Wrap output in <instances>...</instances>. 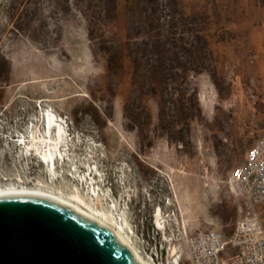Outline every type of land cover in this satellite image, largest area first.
I'll use <instances>...</instances> for the list:
<instances>
[{
  "label": "rangeland",
  "instance_id": "rangeland-1",
  "mask_svg": "<svg viewBox=\"0 0 264 264\" xmlns=\"http://www.w3.org/2000/svg\"><path fill=\"white\" fill-rule=\"evenodd\" d=\"M173 1L150 22L139 0H0V185L76 184L158 264L231 233L227 180L264 131V0ZM48 116L71 144L56 177L16 145Z\"/></svg>",
  "mask_w": 264,
  "mask_h": 264
},
{
  "label": "water",
  "instance_id": "water-1",
  "mask_svg": "<svg viewBox=\"0 0 264 264\" xmlns=\"http://www.w3.org/2000/svg\"><path fill=\"white\" fill-rule=\"evenodd\" d=\"M114 232L24 188L0 189V264H142Z\"/></svg>",
  "mask_w": 264,
  "mask_h": 264
},
{
  "label": "built area",
  "instance_id": "built-area-1",
  "mask_svg": "<svg viewBox=\"0 0 264 264\" xmlns=\"http://www.w3.org/2000/svg\"><path fill=\"white\" fill-rule=\"evenodd\" d=\"M227 183L238 201L236 225L229 235L216 229L186 235L187 264H264V131ZM181 263L180 255L172 264Z\"/></svg>",
  "mask_w": 264,
  "mask_h": 264
},
{
  "label": "bare ground",
  "instance_id": "bare-ground-1",
  "mask_svg": "<svg viewBox=\"0 0 264 264\" xmlns=\"http://www.w3.org/2000/svg\"><path fill=\"white\" fill-rule=\"evenodd\" d=\"M43 129L41 127H38L36 132L33 130L29 145H26V141L25 145H22V143H17L16 145L18 148L22 149L26 146L29 147L30 149L26 155L33 154L34 148L37 152H35L34 154L41 158V162L43 164H47L45 170L46 174L56 177V164L58 163L59 166L67 160L66 158H64V151L66 149L69 150L71 144L68 140V137L65 135L66 128L64 127V125L60 122L53 120L49 116L48 124ZM73 174L74 173L71 174L72 177L76 178V174ZM68 175L70 176V174ZM0 178L2 179V182H4L6 179L4 176H0ZM18 180H16L15 182L9 181L7 182V184H1L0 189L10 187L24 188L40 192L47 197L53 198L64 204H67L68 206H71L79 212L85 214V216H88L109 228L120 240L122 239V241L130 249H132L131 251L137 256V258L142 262V264H158L152 261L150 257H147L142 253L140 247L136 244L133 236L130 235L122 221L115 219L113 215L107 216L106 214H101L94 211L93 208L87 203L86 199L83 197V194L79 189L80 187L76 184H73V191L66 193L60 188L44 184L43 182L36 183V185H29L25 181H23V179ZM80 180L82 181V178ZM83 183L84 181H82V185ZM161 218L162 215L160 211L159 213H157V222L160 226L162 225L160 221Z\"/></svg>",
  "mask_w": 264,
  "mask_h": 264
},
{
  "label": "trees",
  "instance_id": "trees-1",
  "mask_svg": "<svg viewBox=\"0 0 264 264\" xmlns=\"http://www.w3.org/2000/svg\"><path fill=\"white\" fill-rule=\"evenodd\" d=\"M172 1L171 0H139V4L144 5L146 12H148L147 18L149 19V21L151 20L150 22H152L159 20L160 18L159 14L162 12H166L165 9L168 8V6H170L171 4L175 3L174 1L172 3ZM105 3L108 6L114 8V6L116 5V0H105ZM113 58L111 59L108 58V62L110 63L112 60H114Z\"/></svg>",
  "mask_w": 264,
  "mask_h": 264
}]
</instances>
